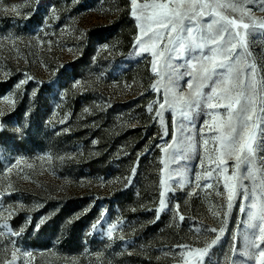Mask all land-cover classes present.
<instances>
[{
    "label": "rangeland",
    "instance_id": "obj_1",
    "mask_svg": "<svg viewBox=\"0 0 264 264\" xmlns=\"http://www.w3.org/2000/svg\"><path fill=\"white\" fill-rule=\"evenodd\" d=\"M160 2L191 12L179 0L137 5ZM211 2L224 14L230 10L221 6L237 0ZM0 6L8 9L0 11V264H185L189 248L205 247L216 236L211 264H231L237 257L230 248L244 228L238 221L247 219L240 207L264 201L262 158L249 165L244 180L255 196L234 195L229 208V193L242 191L234 187L242 169L235 155L214 151L213 126L225 109L204 107L196 127L174 129L172 112L182 119L179 98L191 96L195 81L191 89L187 79L172 83L153 70L151 50L137 54V37L155 28L151 10H138L137 19L130 0H0ZM244 11L246 0L232 18ZM243 18L262 22L264 13ZM248 65L256 66L259 88L264 35L241 50L240 68ZM26 77L30 81L16 88ZM173 130L185 137L181 148L189 157L179 163L169 159L177 146ZM221 159L225 166L217 170ZM101 213L102 224L93 230ZM72 227L75 248L69 245ZM45 228L51 232L43 238Z\"/></svg>",
    "mask_w": 264,
    "mask_h": 264
},
{
    "label": "snow or ice",
    "instance_id": "obj_2",
    "mask_svg": "<svg viewBox=\"0 0 264 264\" xmlns=\"http://www.w3.org/2000/svg\"><path fill=\"white\" fill-rule=\"evenodd\" d=\"M241 2L243 0L221 6L230 10L222 14L216 10L217 6L211 0H179L180 6L191 9L190 13L166 2L144 3L138 7L137 0H130L132 14L136 16L138 10L150 9L151 15L148 19L155 25L154 29L150 28L144 32L143 38L137 37L139 48L137 54L151 50L154 57L153 70L158 76L162 71L167 73V78L172 83L187 79L191 89L195 81V91L191 96L188 99L179 98V102L182 103L179 115L182 119L177 120L175 112H172L174 129L179 124L180 132L185 133L186 129L196 127L194 121L203 112L204 107L225 109V114L219 120V126H213L216 140L219 142V146L214 147V151L229 158L235 155L236 167L242 169L238 184L234 186L242 191L229 193V208L232 206L234 195H242L245 200H252L255 193H249L247 185L244 184L251 171L249 165L256 157H261L260 164L264 166V82L257 88L255 65L240 68L241 50H246V45H252L257 38L264 35L257 31V29L264 30V21L245 22L243 17L255 11L264 13V0H246V11L239 19L232 18L231 13L237 10ZM0 11L7 12L8 9L0 6ZM12 11L18 10L13 7ZM136 18L140 19V16ZM145 40L148 43H145ZM161 48L162 51H157ZM185 56L187 59H184ZM181 60L183 63H174ZM30 79L31 77H26L20 80L15 87L20 88ZM213 100L216 102H212ZM175 102L168 103V108L171 109ZM160 109H165V103L160 104ZM149 111H152L151 106ZM4 115L0 112V118ZM28 115L30 113H26V116ZM160 115L161 112L157 111V116ZM3 130L4 125L0 123V132ZM16 132L20 136L24 135V130L20 127L16 128ZM188 135L190 136V132ZM172 136L173 140L177 141V146L174 152L169 153V159L175 163L187 160L189 158L187 151L181 148L185 143V137H177L175 130ZM188 147H191L190 141ZM168 148H172V145ZM223 166L225 161L221 159L217 164V170ZM212 174L209 170L208 175ZM161 183L163 184L164 181L161 180ZM159 195L160 207L166 208L165 193L160 192ZM240 212L244 213L247 219L238 221V224H243L244 228L240 233V242L234 239L230 248L237 257L231 260V264H251L253 259L256 260V264H264V201L260 204L252 202L250 206H241ZM104 215L101 213V218L91 225L93 230L102 224ZM180 219L183 221L185 217L181 215ZM39 228L40 224H37L36 229ZM215 231V228L205 229L201 234L207 235ZM11 234L20 236L23 233L13 230ZM3 235L4 233L0 232V236ZM219 240L220 237L216 236L205 247L189 248L187 252L189 259L185 264H211L210 249Z\"/></svg>",
    "mask_w": 264,
    "mask_h": 264
},
{
    "label": "trees",
    "instance_id": "obj_3",
    "mask_svg": "<svg viewBox=\"0 0 264 264\" xmlns=\"http://www.w3.org/2000/svg\"><path fill=\"white\" fill-rule=\"evenodd\" d=\"M58 219L54 218L50 222V225H51L52 228L55 229L56 224H58ZM13 223H14V225H16V224L18 225L19 219L16 218V220ZM49 231L51 232V229H48V228H45L44 230H42V232L40 234L41 237H43V238L46 237L49 234ZM75 232H76V230L73 227L69 228V230H68V235L71 236V238L69 239V245H70V247H73V248H75L78 245V237L76 236Z\"/></svg>",
    "mask_w": 264,
    "mask_h": 264
}]
</instances>
